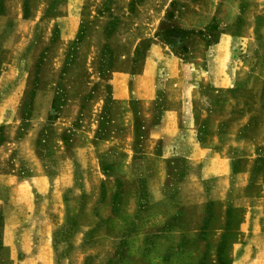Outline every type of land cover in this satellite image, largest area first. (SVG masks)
Here are the masks:
<instances>
[{"label": "rangeland", "instance_id": "374dc122", "mask_svg": "<svg viewBox=\"0 0 264 264\" xmlns=\"http://www.w3.org/2000/svg\"><path fill=\"white\" fill-rule=\"evenodd\" d=\"M263 236L264 0H0V264H231Z\"/></svg>", "mask_w": 264, "mask_h": 264}, {"label": "crops", "instance_id": "0c3cea01", "mask_svg": "<svg viewBox=\"0 0 264 264\" xmlns=\"http://www.w3.org/2000/svg\"><path fill=\"white\" fill-rule=\"evenodd\" d=\"M264 237V236H263ZM231 264H264V238L261 241V245L258 247V251L255 252V255L250 257L248 251L245 252L244 257L236 260H232Z\"/></svg>", "mask_w": 264, "mask_h": 264}, {"label": "trees", "instance_id": "16d2710c", "mask_svg": "<svg viewBox=\"0 0 264 264\" xmlns=\"http://www.w3.org/2000/svg\"><path fill=\"white\" fill-rule=\"evenodd\" d=\"M171 33L177 34V33H184V32H182L181 30H171ZM54 103H56V100L54 101ZM227 261L228 260H225V262H224V260H222L221 263L226 264Z\"/></svg>", "mask_w": 264, "mask_h": 264}]
</instances>
